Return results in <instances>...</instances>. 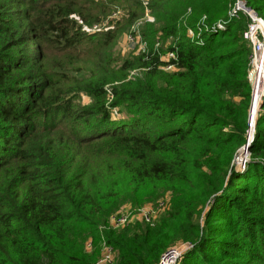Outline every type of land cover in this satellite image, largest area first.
<instances>
[{
    "label": "trees",
    "instance_id": "obj_1",
    "mask_svg": "<svg viewBox=\"0 0 264 264\" xmlns=\"http://www.w3.org/2000/svg\"><path fill=\"white\" fill-rule=\"evenodd\" d=\"M235 2L150 0L154 22L142 26L149 44L137 62L144 72L128 81L111 74V65L119 35L146 14L140 1L0 0V177L18 187L0 193V264H94L97 254L96 264L105 239L115 250L112 264H156L178 239L193 244L182 264H264V99L246 167L234 165L248 142L251 102V48L243 38L249 18L229 17ZM246 3L264 19V0ZM116 9L121 18L108 32L76 25V18L99 21ZM220 21L227 22L221 31ZM199 23L201 44L186 36L189 28L199 32ZM157 33L173 37L166 52L175 54L174 71L163 68ZM55 43L93 63L76 84L95 104L79 117L92 121L84 144L106 145L116 164L108 185L99 170L78 172L63 140L55 148L59 127L48 119L68 120L70 130L83 126L45 67ZM132 68L124 62L121 69ZM119 175L131 186L190 188L205 203L203 227L195 222L202 212L188 209L182 219L99 235L119 203Z\"/></svg>",
    "mask_w": 264,
    "mask_h": 264
},
{
    "label": "rangeland",
    "instance_id": "obj_2",
    "mask_svg": "<svg viewBox=\"0 0 264 264\" xmlns=\"http://www.w3.org/2000/svg\"><path fill=\"white\" fill-rule=\"evenodd\" d=\"M115 12H116L114 15L115 17L114 16L111 17L112 15L111 14L110 17L108 16L102 18L99 21L86 22L83 19L76 18V25L80 29L94 30L95 27H97L98 30L97 32L99 31L108 32L109 30L115 27L116 22L118 21V19L121 18V13H122L121 10L116 9ZM149 18L154 19V17L144 14V16L138 22L134 23L125 32L119 35L118 41L116 43L113 52L114 56H116V59H114L113 61L114 63H112L111 65V67L114 68L111 71V74H119V77H122L127 74L125 80L129 81L134 76H137L142 72H144L143 68L138 67L139 64L137 62H138V58H142V55L145 52L147 53V47L149 43L148 41H144L142 26L148 23H152L151 21H149ZM201 26L202 24L200 23L197 25L198 30L199 28H201ZM199 32L202 36L204 33V29H202L201 31L199 30ZM133 33L138 35L136 39L137 45L130 46L129 43L132 42L131 40L133 38L131 39H126V38L128 35H131ZM92 34H96V33H92ZM155 36H156L155 48H159L164 51L161 59L164 60L165 62L173 59L172 57H169V54L173 51L166 52L169 49V47L173 46V37L172 36L163 37L161 33H157ZM186 36L190 40H197L196 38L197 36L193 35V33L190 32V29L187 30ZM144 60L147 59L144 58ZM124 62H127L128 66H133L134 68L128 71H123L121 68H123ZM85 65L87 67H91L93 63L87 61L85 62ZM85 65L83 61L79 59V54L76 49L60 48L56 43L49 46L47 50V59L45 62V67L49 72V74L53 77L51 78L53 84H57V92L60 94L59 97L60 100H65L67 102H70L71 107H69V112L71 114L77 115L78 122L83 126L80 127L78 126L77 129L70 130L71 126L67 123L68 120H63L57 117L56 119L50 118L48 120L50 122L51 121L55 122V124L58 125L57 127H59V139L56 141L55 148L57 147L59 150V145L63 140V144L68 145L66 151L69 157L77 159L78 162L77 171L86 172L88 169H92L94 171H97L96 173H98L99 170L101 171L100 173L101 178H104L107 181V185H108L107 178L112 176L114 166L116 165L114 161L109 160L107 155H105V153L108 151L107 150L108 147L104 144L97 145V143H93L90 145L84 144V142H86L88 138L92 137L91 134L89 133L91 128L89 127L91 126L89 124H91L92 121L91 122L86 121L85 123H83L84 120L82 119V117H79L81 116V112L79 111H81L85 107L89 108L95 104L94 98L84 93L82 90H80L76 84V82L83 77L82 71ZM163 68L165 69V71L171 72L167 70L165 67ZM122 81H117L114 84L118 85ZM108 93L110 94V96L108 95L107 104L114 101V98L112 97V94L109 90ZM117 108L118 107H116L115 110H118ZM67 140L69 142H67ZM241 149L242 148L238 150L235 159H237V157L242 155ZM122 162L123 161H121V164L123 165ZM236 168H239V166H237ZM116 179L118 182V187H120L121 190V193L118 194V196L120 197V199L118 198L119 203L114 208H112L110 213L106 215V219H104L100 223L99 226L100 232L98 231L99 235H101L102 233L105 236V238H107L106 234H109L110 237L115 238L117 237L119 232L124 230V228L132 227V225L130 224L121 229H113L114 231L110 230L109 216L113 212L116 211L119 212V210L122 211V209H127L133 212L147 206L151 207L152 209H156L158 206V202L165 198L169 200V206L166 207L165 209H162L160 212L156 214L157 218L155 220L154 225L158 224L159 222H162L164 218H169L170 216H175L182 219L185 216L186 210L189 209L188 210L189 213L202 212V214L200 215L196 214L195 222L200 226V228L203 227L204 225L203 221L205 218L204 215L205 207L204 210L201 209L203 208L205 203L204 204L201 203L200 197L190 188L184 186L180 191H175L174 189L161 184L146 185L143 183L141 186L138 185L135 186L134 184L133 186H131L129 181L123 175L117 176ZM10 184H11V179H4L3 177H0V193L7 192L9 190L14 191L15 193L18 187L14 188ZM13 185L15 186L16 184L13 183ZM136 222L145 223L143 221H135V223ZM217 225H220V223L218 222ZM93 237L94 235L91 234L86 237V240L83 243V249L85 250V252L87 251L85 248L86 242L92 239ZM102 243H101V250H102ZM180 245H190L192 247L193 244L187 241H183L182 239H178L168 249ZM188 250L185 253H187ZM96 258H97V254L94 255V261H93L94 264ZM183 259L184 256L180 264H182Z\"/></svg>",
    "mask_w": 264,
    "mask_h": 264
},
{
    "label": "built area",
    "instance_id": "obj_3",
    "mask_svg": "<svg viewBox=\"0 0 264 264\" xmlns=\"http://www.w3.org/2000/svg\"><path fill=\"white\" fill-rule=\"evenodd\" d=\"M140 1L142 6L146 10V15L149 16V7L150 0H137ZM116 12L113 13L112 16L115 15ZM238 13H243L249 18V24L246 30L243 32V38L250 44L251 54H250V63H249V71H248V80L251 85V102L250 108L253 112L256 101L260 102L259 111L256 114V119L261 110L262 102L264 99V19L252 8L247 6L245 0H236L233 7L229 10V17H234ZM151 16V15H150ZM115 17V16H114ZM153 17V16H152ZM149 21L153 22V18H149ZM82 23V22H80ZM227 22L220 21L217 24V30L221 31L225 29ZM190 32L193 35L197 36V43H202V36L200 32H195L193 28H189ZM188 29V30H189ZM89 32H97V27L94 30L85 29ZM201 31L202 29L199 28ZM130 46L137 45V36L134 34L128 35L126 39H131ZM169 57L175 58L174 52L169 54ZM165 66V68L169 71L176 70L174 64L169 63ZM250 114V111H249ZM251 119V118H250ZM257 121V120H256ZM256 126V125H255ZM250 121H249V130H250ZM248 130V133H249ZM251 134V133H250ZM242 156H239L243 163L239 164V169H245L246 163L249 159L248 150H244ZM241 155V154H240ZM169 206V200L167 198L162 199L158 202V206L156 209H152L151 207H143L137 211H129L127 209H122L115 214H112L109 218V227L112 229H121L130 224H134L135 221H143L151 226H154L156 220V214L160 212L162 209H165ZM190 245H180L173 248L168 249L166 252L162 254L160 260L156 264H180L185 252L190 248ZM87 251H91L92 243L89 240L85 246ZM115 261V250L113 246L109 245L105 240L102 243V250L99 259L96 264H112Z\"/></svg>",
    "mask_w": 264,
    "mask_h": 264
},
{
    "label": "water",
    "instance_id": "obj_4",
    "mask_svg": "<svg viewBox=\"0 0 264 264\" xmlns=\"http://www.w3.org/2000/svg\"><path fill=\"white\" fill-rule=\"evenodd\" d=\"M249 121H250L251 128H250L249 133H248V142L242 147V151L249 150L250 144H251V142L253 140V137H254L255 126H252L253 119H252V110H251V108H250V114H249ZM255 125H256V121H255ZM250 133H252V134H250ZM242 154H244V152H242ZM241 163H243V160L240 157H237V159H235V161H234L235 167H237Z\"/></svg>",
    "mask_w": 264,
    "mask_h": 264
},
{
    "label": "bare ground",
    "instance_id": "obj_5",
    "mask_svg": "<svg viewBox=\"0 0 264 264\" xmlns=\"http://www.w3.org/2000/svg\"><path fill=\"white\" fill-rule=\"evenodd\" d=\"M260 102H258V100L256 101L255 99V106H254V110L252 112V119H253V123H252V126H254V122H255V114H256V110H257V107L259 105ZM253 128V127H252ZM242 156V155H241Z\"/></svg>",
    "mask_w": 264,
    "mask_h": 264
}]
</instances>
